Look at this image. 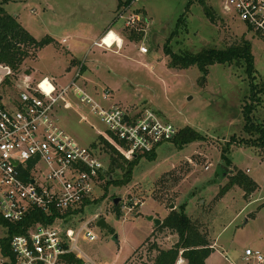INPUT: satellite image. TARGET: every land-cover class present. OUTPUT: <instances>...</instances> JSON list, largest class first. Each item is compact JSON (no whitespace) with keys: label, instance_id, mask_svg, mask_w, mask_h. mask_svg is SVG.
<instances>
[{"label":"rangeland","instance_id":"1","mask_svg":"<svg viewBox=\"0 0 264 264\" xmlns=\"http://www.w3.org/2000/svg\"><path fill=\"white\" fill-rule=\"evenodd\" d=\"M0 1L6 2V12L17 17L36 39L50 36L55 40L35 59L26 60L21 73L11 75V84L0 83V104L16 100L25 72L32 71L37 83L44 77L62 75V80H51L59 90L76 81L104 107L117 106L130 115L152 110L171 123L177 135L191 127L206 137L184 147L166 142L157 149L154 160L137 155L139 164L127 186L109 184L105 179L96 193L98 203L84 216L99 215L109 228L97 230V241L82 244L88 257L98 264H152L160 250L171 249L177 243L178 235L155 227L150 218L163 223L171 212L181 211L184 206L187 215L198 220L201 231L206 232L211 250L216 235L228 246L229 252L220 248L210 264H257L252 257L244 256L247 248L264 253V150L238 144L242 138H250L244 130V110L253 101L245 67L216 64L203 84L198 66L175 67L168 53L183 56L223 50L249 40L257 71L254 84L261 88L264 42L246 23L227 13L221 0H205V5L200 0ZM206 8L214 14L215 22L206 14ZM185 13L186 18L179 24ZM108 27L124 41L121 48L93 44ZM141 46L148 52L141 53ZM42 87L48 92L52 89L47 81ZM74 88L61 98L54 118L81 146L93 149L107 173L110 171L111 180L119 181L123 171L112 167V159L120 158L100 140L107 128L80 101ZM259 96L253 117L255 123L264 125V93ZM238 172L253 179L256 190L246 194L236 186L221 198L220 190ZM116 198L121 199L117 205L121 217L114 209ZM171 205L175 206L173 210ZM81 219L73 218L69 225H77ZM6 235L0 225V238ZM177 264L187 262L180 259Z\"/></svg>","mask_w":264,"mask_h":264},{"label":"built area","instance_id":"2","mask_svg":"<svg viewBox=\"0 0 264 264\" xmlns=\"http://www.w3.org/2000/svg\"><path fill=\"white\" fill-rule=\"evenodd\" d=\"M221 1L227 13L238 16L264 42V0ZM111 32L94 45L107 49L119 46L118 40H113L110 46L103 44ZM140 52L147 53L148 49L141 46ZM0 73H4L0 74L3 77L10 76L12 70L0 65ZM79 75L80 71L75 80ZM46 81L52 86L49 92L42 87ZM73 86L80 101L105 124L104 133L124 142L132 157L152 153L177 135V129L152 110L130 115L117 106L104 107L78 87L76 81L59 90L49 78H43L35 86L24 79L16 100L0 104V215L15 224L35 211H41L46 218H55L50 223L35 222L24 234L13 237L14 264H77V260L98 264L88 257L82 244L99 239L100 216L83 215L77 225H69L70 220L79 217L72 212L80 210L86 202L93 203L108 177L95 151L81 146L54 118L56 106ZM92 206L88 205L86 211ZM245 254L257 264H264L261 251L247 249ZM7 261L0 253V264Z\"/></svg>","mask_w":264,"mask_h":264},{"label":"trees","instance_id":"3","mask_svg":"<svg viewBox=\"0 0 264 264\" xmlns=\"http://www.w3.org/2000/svg\"><path fill=\"white\" fill-rule=\"evenodd\" d=\"M132 1L134 0H129L128 3ZM4 3L6 2L0 1V65L11 68L12 75L15 77L21 73L26 60L35 59L39 51L49 45L55 44V40L50 36L42 40L36 39L23 27L17 17L6 12ZM200 3L205 5V0H200ZM206 14L211 21L215 22L214 14L209 8H206ZM185 16L186 13L179 19V24L186 18ZM168 53L172 56L175 67L188 69L192 66H198L203 74L201 77L203 84L206 82L207 76L210 73V68L216 64L245 67L251 83L252 93L250 98L253 101L250 105H246L244 110V130L250 138H242L238 144L264 150V125L255 123L253 117L256 109L254 103L260 102L261 97L259 95L264 93V86L257 88V85L254 84V77L257 71L255 69V59L251 42L243 39L239 44L223 50L208 49L196 54L187 53L183 56L173 55L171 51ZM11 80V75L4 76L1 84H11ZM100 140L110 149L112 155L120 158L112 159V167L123 171V176L119 181L111 180L112 176L109 171L107 183L117 184L120 187L127 186L132 181L134 170L139 164V157L124 154L123 149H126L125 143L108 132L103 133L100 136ZM204 140H206L204 135L200 134L194 128L186 127L179 131L172 142L177 143L180 147H184L191 143ZM228 146L230 147V143ZM156 151L157 149L152 153L140 155H143L149 160H154ZM230 165L231 163L227 164L228 167ZM236 186L243 188L246 194H251L256 190L257 184L248 175L243 172H238L230 176L229 182L220 190L219 196L221 198L224 197ZM97 203L98 200L96 199L93 203L86 202L80 210H76L72 214L81 217L84 215L88 205H95ZM114 209L117 216L121 217L120 206H115ZM70 213L69 215H71ZM54 218L55 216L46 218V215L41 211H35L23 222L15 224L5 221L0 215V225L7 231V235L0 238V253L8 259L5 264H14V255L11 251V241L14 236L24 234L35 222L50 223L54 221ZM197 221L187 215L184 206H182L181 211L171 212L163 221L161 228L175 232L178 235V241L171 249L160 250L152 264H177L180 259L185 260L187 264H206V260L212 253L211 244L209 243V238L206 236V232L201 231V224ZM76 263L83 264L82 261L78 260Z\"/></svg>","mask_w":264,"mask_h":264},{"label":"crops","instance_id":"4","mask_svg":"<svg viewBox=\"0 0 264 264\" xmlns=\"http://www.w3.org/2000/svg\"><path fill=\"white\" fill-rule=\"evenodd\" d=\"M19 20V19H18ZM111 30H113L112 29V27H108L105 31H102L97 37H96V39L94 40V43L93 44H95V42H99V39H101L105 34H106V32H108V31H111ZM113 32H116V31H114L113 30ZM121 38V37H120ZM63 42V41H62ZM66 42H67V40H66ZM123 43H124V41H123ZM124 45V44H123ZM119 48H121L120 46H118ZM74 61L75 60H73L72 62H73V64H74ZM25 64V63H24ZM23 67H24V65H23ZM23 67H22V69H23ZM81 68H82V66H81ZM83 70L85 71V69L83 68ZM79 72V71H78ZM77 72V73H78ZM26 74H25V79H28V80H31V81H33V80H35L34 78H33V76H32V71H31V73H28V72H25ZM1 74V73H0ZM83 74H85V73H83ZM62 75H60V77L58 76V75H52L51 77H44V78H49L50 80H62L63 79V77H61ZM33 83H35V84H37V82H35V81H33ZM57 87V86H56ZM58 88V87H57ZM221 237H220V235H216L215 236V241H213V244H214V250H212V253H211V255H210V257L206 260V264H210V262H211V260H212V257H213V255H214V253L215 252H217V250H219L220 248L221 249H223V251H225L226 253H228L229 251V249H228V246L225 244V243H221ZM209 243H211V241H209ZM227 246V247H226ZM212 247V246H211ZM247 249H250V248H247ZM246 249V250H247ZM256 251H259L258 249L256 250ZM244 258L245 259H247V257H245L244 256ZM224 259H228V258H226V257H224ZM183 263H184V260H183ZM215 264H218L216 261H215ZM220 264H224V263H220Z\"/></svg>","mask_w":264,"mask_h":264},{"label":"water","instance_id":"5","mask_svg":"<svg viewBox=\"0 0 264 264\" xmlns=\"http://www.w3.org/2000/svg\"><path fill=\"white\" fill-rule=\"evenodd\" d=\"M127 119H128V118H126V120H127ZM16 165H17V164H16ZM120 201H121L120 198H116V199L114 200V205L117 206L118 203H119ZM174 208H175V206H174V205H171V209L173 210ZM150 220H152V221L154 222L155 227H160L161 224H162L161 220H159V219L150 218ZM97 227H98L99 229H101V230H105V229H108V228H109V226H108V224H107V221H106V219H104V218H101V219L97 222Z\"/></svg>","mask_w":264,"mask_h":264},{"label":"bare ground","instance_id":"6","mask_svg":"<svg viewBox=\"0 0 264 264\" xmlns=\"http://www.w3.org/2000/svg\"><path fill=\"white\" fill-rule=\"evenodd\" d=\"M113 40H118L119 41V46H122L123 40L115 33V32H111L110 35L105 39L103 44H108L109 46L111 45ZM107 49V48H106ZM47 83L49 84V82L47 81Z\"/></svg>","mask_w":264,"mask_h":264}]
</instances>
